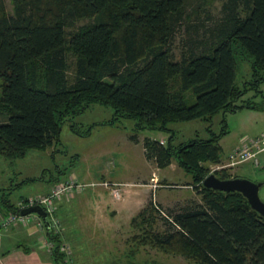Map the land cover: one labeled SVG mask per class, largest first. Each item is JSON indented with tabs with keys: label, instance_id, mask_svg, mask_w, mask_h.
I'll list each match as a JSON object with an SVG mask.
<instances>
[{
	"label": "trees",
	"instance_id": "1",
	"mask_svg": "<svg viewBox=\"0 0 264 264\" xmlns=\"http://www.w3.org/2000/svg\"><path fill=\"white\" fill-rule=\"evenodd\" d=\"M223 12L203 35L198 27L204 23L194 24L188 52L176 58L172 42L187 21L186 0H0V156L13 161L30 148L59 143L65 122L86 137L95 125L131 119L136 131L170 132L166 141L145 137V157L158 168L175 161L200 195L165 211L150 200L130 219L134 232L121 264H167L136 260L146 246L197 264H264V217L242 193L202 184L208 163L220 161L224 119L218 133L208 128L209 137L177 144L168 126L211 121L219 112L264 110V100L243 99L249 90L261 92L264 82V0H227ZM94 104L111 108L112 119L77 123ZM130 138L137 140L135 133ZM213 173L238 177L227 167ZM47 181L57 183L60 176ZM10 194L0 188V216L20 212L19 202L28 199L16 203ZM42 220L54 264H69L61 234ZM159 221L162 229L156 228Z\"/></svg>",
	"mask_w": 264,
	"mask_h": 264
},
{
	"label": "rangeland",
	"instance_id": "2",
	"mask_svg": "<svg viewBox=\"0 0 264 264\" xmlns=\"http://www.w3.org/2000/svg\"><path fill=\"white\" fill-rule=\"evenodd\" d=\"M227 0H186L187 17L177 30L172 42V50L176 58L187 51L189 38L196 34L194 24L203 22L198 27V34L203 35L208 28L213 26L223 15V4ZM7 9L12 10V4L6 2ZM240 8L242 6H239ZM240 10L243 15L244 11ZM88 19L78 21L81 24ZM190 24V25H189ZM249 69L247 62L243 63L242 71ZM241 69L237 73V82H241ZM261 92L255 95L249 90L243 99L252 97L257 102L264 100V82L259 86ZM240 103V101L238 102ZM112 109L103 105L94 104L83 114L75 118L82 126H88L95 122L112 119ZM222 119L225 122L227 133L220 140L221 159L218 163H208L209 173H213L218 166L228 162V154L244 141L259 136L264 132V110L239 109L234 112H219L211 121L203 119H192L169 123V128L174 133L173 143H180L188 138L209 137L210 128L218 133L221 130ZM136 134L137 140H131V135ZM170 135L169 131L156 129H134V120L118 119L113 124L95 125L91 134L80 137L70 131L69 122L62 125L60 131V142L45 149L30 148L25 156L13 161L0 156V188L10 190V198L16 202L21 198H33L43 195L51 190L56 184L47 181L50 177L60 176V181L74 179L80 183H87L82 190L74 189L72 192L64 193L53 201L55 215L62 209L66 211L65 220L72 222L92 220L97 214L90 213L89 207L101 203L106 210L108 217H111V210L115 208L118 213V234L91 236V240L82 242V258H77L75 247L64 235L61 223L62 241L66 244L71 264H96L98 256L102 255L101 264L116 262L121 264L125 260L128 249L127 238L131 235L130 218L134 216L150 200L155 201L164 211L170 208H177L189 201H199L200 195L192 186V178L185 173L175 161L165 168L156 167L153 161L148 160L144 154L143 140L145 137L163 139L166 141ZM74 154H78V160ZM259 164L253 160H247L234 166L227 167L230 174L253 182H262L259 189V197L264 202V150L256 156ZM67 167L64 174L59 170ZM102 175L105 179H102ZM27 177L41 178L31 182H23ZM46 181H45V180ZM101 181L117 182L118 186H103L98 184ZM118 188L119 197L112 195L111 189ZM100 195V196H98ZM145 201V202H144ZM143 203V206L140 205ZM64 211V212H65ZM86 214V215H85ZM34 214H31L33 216ZM101 217V216H100ZM98 218V217H97ZM84 229L85 235L87 231ZM156 228L162 229L159 221ZM89 232V231H88ZM134 232V230H133ZM116 235V236H115ZM87 237V236H85ZM89 238V236H88ZM28 243V242H27ZM9 242L0 241V247H9ZM88 250V253H85ZM108 257L106 259H103ZM72 258V259H71ZM155 259L167 264H197L179 255L165 254L157 249L148 246L140 249L136 260ZM100 261V260H99Z\"/></svg>",
	"mask_w": 264,
	"mask_h": 264
},
{
	"label": "crops",
	"instance_id": "3",
	"mask_svg": "<svg viewBox=\"0 0 264 264\" xmlns=\"http://www.w3.org/2000/svg\"><path fill=\"white\" fill-rule=\"evenodd\" d=\"M220 160L223 159L220 158ZM255 164H259L258 159ZM102 179H105L104 175H102ZM20 200L21 199H18L16 203H18ZM142 206L143 203L140 205V207ZM64 211L65 210L62 209L61 212L58 213V216L55 215L59 221V224L61 223L62 229H64V235L61 232V228L58 233H60L61 236L63 235L65 239L72 243V245L75 247L77 258H82L80 252H84V250L81 248V244L84 242V239L85 242H87L88 240H91V236L97 234H109V236L114 234L119 235L118 223L120 222L115 220V217L118 213L115 208L111 210V217L109 218L104 206L101 203L94 204L92 207L90 205L87 215L94 213L97 214L98 218L93 217V219H90L89 221H85L84 219L76 221V219H73L72 222L65 220L66 211ZM87 227H90L91 229L88 230L89 232L87 231V235H85L83 231L84 229H88ZM132 234L133 228L131 235ZM0 241L1 243L7 241L10 244L7 248L0 247V264H54L51 258V251L47 245L44 228L37 226L35 220H30L26 224H11L6 229H0ZM85 253H88V250H85ZM101 256H98L100 261H96V264L102 263V259H100ZM106 258L108 257L103 259ZM69 264H71V262H69Z\"/></svg>",
	"mask_w": 264,
	"mask_h": 264
},
{
	"label": "built area",
	"instance_id": "4",
	"mask_svg": "<svg viewBox=\"0 0 264 264\" xmlns=\"http://www.w3.org/2000/svg\"><path fill=\"white\" fill-rule=\"evenodd\" d=\"M264 150V132L259 135L252 137L244 141L240 146H237L232 150L227 157L228 162L218 166L217 169L223 167H230L236 164L242 163L247 160H253L254 163L257 162V154ZM98 184L103 186H118L120 185L117 182L110 181H101ZM87 183H80L76 180L70 178L64 181H58L49 192L43 195H37L33 198H28L25 202H19V209L25 208L32 205H40L46 211V218L49 220L50 225L56 231H60L59 221L55 216V207L53 201L59 198L64 193L72 192L74 189L82 190ZM112 195L119 197V192L117 187L111 189ZM31 214H34L31 216ZM30 220H35V223L39 227H43L42 217L36 213L21 214V212L10 213L5 216H0V229H6L11 224H26ZM47 245L50 246V243L47 242ZM62 249L66 251L69 255V251L66 248V244H63Z\"/></svg>",
	"mask_w": 264,
	"mask_h": 264
},
{
	"label": "water",
	"instance_id": "5",
	"mask_svg": "<svg viewBox=\"0 0 264 264\" xmlns=\"http://www.w3.org/2000/svg\"><path fill=\"white\" fill-rule=\"evenodd\" d=\"M203 186L216 190L229 192L238 191L247 199L252 209L256 210L264 217V202L259 197V189L262 182H253L246 178L231 177L220 179L214 173H209L202 180ZM21 214L36 213L42 218H46V211L40 205H32L22 208Z\"/></svg>",
	"mask_w": 264,
	"mask_h": 264
}]
</instances>
